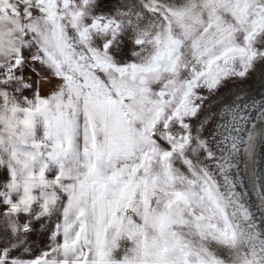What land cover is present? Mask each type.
<instances>
[{"label": "snow or ice", "instance_id": "1", "mask_svg": "<svg viewBox=\"0 0 264 264\" xmlns=\"http://www.w3.org/2000/svg\"><path fill=\"white\" fill-rule=\"evenodd\" d=\"M262 147L264 0H0V264H264Z\"/></svg>", "mask_w": 264, "mask_h": 264}, {"label": "water", "instance_id": "2", "mask_svg": "<svg viewBox=\"0 0 264 264\" xmlns=\"http://www.w3.org/2000/svg\"><path fill=\"white\" fill-rule=\"evenodd\" d=\"M258 158L260 159V170H262V169H264V147H262L260 149V151H258V153H257V159ZM257 170H258V167H257ZM249 199H250V202L251 203H254L255 202L254 201V197H251L250 196Z\"/></svg>", "mask_w": 264, "mask_h": 264}, {"label": "bare ground", "instance_id": "3", "mask_svg": "<svg viewBox=\"0 0 264 264\" xmlns=\"http://www.w3.org/2000/svg\"><path fill=\"white\" fill-rule=\"evenodd\" d=\"M257 167H258V170L260 171V159L259 158L257 159Z\"/></svg>", "mask_w": 264, "mask_h": 264}]
</instances>
